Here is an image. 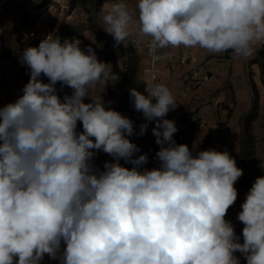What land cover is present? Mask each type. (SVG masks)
Instances as JSON below:
<instances>
[{"label":"clouds","instance_id":"clouds-1","mask_svg":"<svg viewBox=\"0 0 264 264\" xmlns=\"http://www.w3.org/2000/svg\"><path fill=\"white\" fill-rule=\"evenodd\" d=\"M100 15L115 46L132 25L140 40L149 37L153 65L169 47L248 58L264 44V0H138L135 10L108 0ZM20 62L30 78L0 106V264H41L45 255L59 264H240L237 252L264 264V176L238 213L241 243L225 217L243 170L227 150L175 142L178 128L166 117L177 103L165 84L149 78L143 91L129 90L144 117L138 135L154 122L158 166L148 169V154L127 138L133 122L90 95L120 80L91 45L52 32ZM58 82L71 94L61 98ZM101 151L112 158L102 169L94 162Z\"/></svg>","mask_w":264,"mask_h":264},{"label":"crops","instance_id":"crops-1","mask_svg":"<svg viewBox=\"0 0 264 264\" xmlns=\"http://www.w3.org/2000/svg\"><path fill=\"white\" fill-rule=\"evenodd\" d=\"M21 1L22 0H17L12 7L19 4ZM56 1L57 6L62 5L69 7V9H64L61 15L59 14L56 16L55 12L52 13L47 8V3L51 2V0H30L27 2V10H31L32 12L30 14L37 15L38 17L36 24H25L24 32L27 33L35 31L37 36L32 41H27V44L23 46L22 50H16L12 45L7 46L5 41L6 39L0 37V106L9 102H14L20 95H22V89L24 87L23 81L18 76V71L21 67H23L20 62L21 54L27 46H38L40 40L46 35L48 27L51 29V32H55L58 36H60L59 32L61 27L64 24H69L73 26L76 32L75 39H78L79 41V35L81 34L96 36L90 30L88 25V18L93 14V9L95 8L90 7V0L85 1L88 3L87 7L84 6L82 0ZM106 2H108V0H102L101 8ZM126 2L131 9H136V4L138 3L137 0H126ZM95 4L96 0H94V6ZM9 10L0 16H6V19L11 24V28H14L16 33L19 34L21 32V28H15V26L20 22V20L18 19L16 23L14 16L9 14ZM71 10L75 11V15L70 16ZM91 41L93 40L90 39V42ZM96 41L98 40L96 39ZM135 48L140 56L138 78L145 82L149 79L148 72L146 71L149 66L147 50L142 44L135 46ZM186 48L188 47L181 46L179 48L169 47L159 50V56L161 57V59L158 60L159 64L167 63V53L169 51H173L179 55L184 52ZM263 48L264 44L257 45L254 54L248 58L238 57L234 55L232 51H227L226 66L224 69L225 78H220L218 81L212 79V81L210 80L208 83L203 84L197 90L188 91L181 68H176L173 74L166 80V82L163 83L170 89L175 100L182 97L183 101L181 109L176 112L175 116L170 117V114L168 113L166 117L167 119L175 121L178 128V131L175 134L186 132L192 142L189 148L192 149L193 152L216 148H223L227 150L230 155L235 158L237 166L243 170L246 182L245 180L241 181L240 177L234 185L238 191L237 200L234 205H232L233 213L236 216H238V213L242 210L241 205L253 184L250 181L249 169L244 168L242 165L241 153V119L251 110L255 97L252 79L259 94L260 106L258 118L253 124V130L256 136L255 149L256 156L261 160V165L264 167V72L259 62H253V59L258 56L259 51ZM206 52L208 51L205 49L202 51L203 54H206ZM108 55L110 54H105L104 59ZM195 55L197 56L198 63L199 54L197 55L195 53ZM125 56H127L126 50ZM262 60L264 62V56ZM120 65L124 72V65L118 60L117 68H119ZM206 70L210 73L213 72L211 70H214L215 72L221 71L218 67L210 68L208 66H206ZM241 76L245 77L244 82L241 79L238 80ZM71 91L72 90L70 89L69 94H71ZM213 96H217L215 97V100L213 99ZM110 100L114 103V106L111 107L119 111L117 101L115 99ZM211 102L213 103V106H211L210 109L205 108V105H208V103ZM196 104H200L201 106L196 107ZM132 106L134 108L133 103ZM135 112L140 116L141 125L144 122V117L142 113L137 112L136 110ZM122 114L126 116L125 113ZM198 118H204L206 120V126L201 132L200 137L193 139V133L196 130L195 127L198 124ZM78 127L82 129V125H78ZM139 131L140 126L137 130V134ZM138 138L139 148L141 151L137 155L147 153L149 162L144 167L151 169L154 167V162L156 160L155 154L159 150V145L154 142L153 149L149 147V129H147V132L143 136L138 135ZM173 139L177 144H181L180 140L177 138L173 137ZM107 156L108 155L102 151L98 152L94 161L95 165L102 169ZM241 182L243 183L241 184ZM243 227L244 225L242 226V229ZM242 229L239 233H237V235L240 236V241L243 240ZM235 255L239 257V259L242 256L239 252L235 253ZM46 257L47 255H45L44 259ZM53 264H59V261L53 260Z\"/></svg>","mask_w":264,"mask_h":264},{"label":"trees","instance_id":"trees-1","mask_svg":"<svg viewBox=\"0 0 264 264\" xmlns=\"http://www.w3.org/2000/svg\"><path fill=\"white\" fill-rule=\"evenodd\" d=\"M86 0H83L85 2ZM97 7L100 8L102 5V0H96ZM90 30L98 37L103 28L100 25L95 24L92 20H90L89 25ZM75 30L73 26L69 24H64L60 29V38L63 39H72L75 38ZM127 58L124 64V77L123 83L121 85L119 93L116 95L114 90L107 92V97L110 99H115L117 101V107L120 113H125L126 117L129 118L133 122L134 134L132 136L127 137L133 143L139 146V138L137 134V130L140 126V116L136 114L133 106L132 99L130 97L129 90L132 88H136L137 90L143 91L145 87V82L141 81L138 78L139 64H140V56L137 52V49L132 44H128L127 46ZM229 50L228 52H230ZM264 48L261 49L258 53V56L253 59V62H259L263 72H264ZM113 60L114 66L118 67V60L113 57V55H108L105 58V61ZM18 76L23 81V86L26 85L30 78L29 69L26 66H23L18 71ZM44 82H47V78H43ZM252 84L254 87V101L251 110L245 114L241 119V127H242V139H241V153H242V165L244 168L249 169L250 181L254 183L257 177L264 176V167L261 165V160L256 156V136L253 130V124L258 118L259 115V94L256 89V85L252 79ZM58 95L63 98L65 93L69 94L70 88L63 87L61 88L60 83L58 82L56 85ZM217 151H225L223 148H216ZM112 158L107 156L106 160H111ZM120 163L126 167L131 168L132 165L130 163H126L121 160ZM240 264H247L246 259L242 255L240 257Z\"/></svg>","mask_w":264,"mask_h":264},{"label":"rangeland","instance_id":"rangeland-1","mask_svg":"<svg viewBox=\"0 0 264 264\" xmlns=\"http://www.w3.org/2000/svg\"><path fill=\"white\" fill-rule=\"evenodd\" d=\"M28 1H30V0H22L19 4H16L14 7H12L8 11L9 14H12L14 16L15 22L18 19L20 20V22L15 26V28H19V27L21 28V32L19 34L16 33V30L14 28H11V24L6 19V16L5 17L0 16V37H3L4 39H6L5 41H6L7 46L12 45L14 47V49H16V50H19V49L22 50L23 46H25L27 44V41H25L22 37V35L24 33H26V32H24L25 31L24 30L25 24H27V23L28 24H36L37 17H38L37 15L30 14L32 12L31 10H29V9L27 10V2ZM83 4L86 7L88 5L87 2H83ZM90 7H92V8L95 7V8L93 9V14L90 15L88 18V20H89L88 25H90V20H92L95 24L100 25L104 29L105 25L102 21L101 15H100L101 7L98 8L97 4H95V6H94V0H90ZM79 37H80L79 39L81 41V48L86 49L87 46L91 45V47L96 52L98 60L111 64L112 69L115 72L119 73L120 80L118 82H116L115 84H108L106 86V88L101 84H97L95 88L91 89L90 95L92 97L103 95L105 101H112L106 97V93L108 91H112V90H114L116 92V95L119 93L122 82H123L124 72H123L121 65L119 66V68H116L114 66L113 60L105 61L104 56H105V54L113 55V57H115L117 60L120 61V63H122L124 65L125 61H126L125 58H127V56H125V50H127L128 43L124 42V45L115 46V41H114L113 37L111 35L107 34L104 30L102 31V33L98 37L94 36V35L90 36L87 34H81V35H79ZM95 37H97V38H95ZM90 39H92L93 41L90 42ZM96 39L98 41H96ZM124 48H125V50H124ZM191 48L195 51V53L197 55L199 54L197 66L201 71L208 72L206 70V66H208L210 68L218 67L221 69V71L215 72L214 70H211L213 72H211V73L208 72L211 75V81H212V79H215L216 81H218L220 78L221 79L225 78L224 77V75H225L224 69L226 66V58H227L226 52H224V53H212V52L208 51V52H206V54H203L202 51L204 49H201L199 47H191ZM116 54L118 57L116 56ZM240 79L243 82L245 81L244 76H241L238 78V80H240ZM223 87H224V85H223ZM217 96H213V99L215 100V97H217ZM85 102H88V100L86 99ZM111 106H114L113 101H112ZM198 106H201V105L196 104V107H198ZM211 106H213L212 102L208 103V105H205V108L210 109ZM196 107H195V109H196ZM240 180L241 181L245 180V182H246V177H245L244 173L241 176ZM242 183L243 182H241V184ZM225 218H226V220L231 221V223L234 226V230H235L236 234L239 233L240 230L242 229L243 224L237 219V216L233 213V207L232 206L229 208ZM240 242L243 243V240H241Z\"/></svg>","mask_w":264,"mask_h":264},{"label":"built area","instance_id":"built-area-1","mask_svg":"<svg viewBox=\"0 0 264 264\" xmlns=\"http://www.w3.org/2000/svg\"><path fill=\"white\" fill-rule=\"evenodd\" d=\"M138 1V0H137ZM17 0H0V15L9 10ZM47 8L50 12H55V15H61L62 11L64 9H69V7L58 5L56 0H51V2L47 3ZM75 15V11L71 10L70 16ZM132 35L127 38L125 41L128 44H132L133 46L137 45H144L147 50V55L149 58V66L147 68V72L149 75V78L154 79L158 83H164L166 80L173 74L176 68H181L182 75L185 78L186 81V87L188 91L190 90H197L200 86L203 84L208 83L211 80V75L208 72L201 71L197 66V56L195 55L194 51L191 48H186L184 52L181 54H176L173 51H169L167 53V63L166 64H159V61H156V63L153 65L151 56L149 54L148 50V42L150 40L149 37H145L143 40H140L136 35V25L131 26ZM52 33L51 29L47 28V33ZM27 35L28 39L25 40V36ZM36 32L30 31L27 33H24L22 35L23 39L25 41H32L36 38ZM157 55H159V51L157 52ZM177 107L175 110L170 111V116H175L176 112L179 111L182 107L183 101L182 97L178 98L176 100ZM218 103V102H216ZM197 126L195 127V132L193 133V139L199 138L201 135V132L206 126V120L204 118H198L197 119ZM154 127V122L149 123L148 129H149V147L153 149L155 137L152 134V128ZM174 138H177L180 140L181 144H187L189 147L191 145V140L187 136L186 132H180L175 134ZM158 166V161L155 160L154 167ZM41 264H53V260L50 259L48 256L43 260Z\"/></svg>","mask_w":264,"mask_h":264}]
</instances>
